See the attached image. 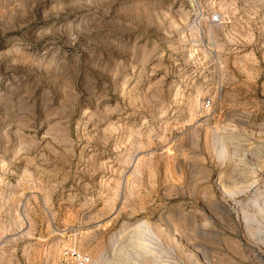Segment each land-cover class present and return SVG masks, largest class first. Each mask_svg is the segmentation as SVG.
I'll return each instance as SVG.
<instances>
[{"label": "rangeland", "instance_id": "rangeland-1", "mask_svg": "<svg viewBox=\"0 0 264 264\" xmlns=\"http://www.w3.org/2000/svg\"><path fill=\"white\" fill-rule=\"evenodd\" d=\"M77 255L264 264V0H0V264Z\"/></svg>", "mask_w": 264, "mask_h": 264}, {"label": "built area", "instance_id": "built-area-1", "mask_svg": "<svg viewBox=\"0 0 264 264\" xmlns=\"http://www.w3.org/2000/svg\"><path fill=\"white\" fill-rule=\"evenodd\" d=\"M199 18H196V19H199ZM218 18H219L218 14H213V16L211 17L210 21L211 22H216L218 20ZM210 101H211L210 98L206 97L205 100H204V103L205 104H209ZM77 259H78L79 264H88L89 263V258L88 257L77 255Z\"/></svg>", "mask_w": 264, "mask_h": 264}, {"label": "bare ground", "instance_id": "bare-ground-1", "mask_svg": "<svg viewBox=\"0 0 264 264\" xmlns=\"http://www.w3.org/2000/svg\"><path fill=\"white\" fill-rule=\"evenodd\" d=\"M203 32V30H202V27L200 26H198L197 28H196V33H198V35H200L201 33ZM202 39V38H201ZM138 232H140V230L138 231V229H134L133 231H132V233H131V235H132V237L135 235V233H137L138 234ZM135 237V236H134Z\"/></svg>", "mask_w": 264, "mask_h": 264}]
</instances>
